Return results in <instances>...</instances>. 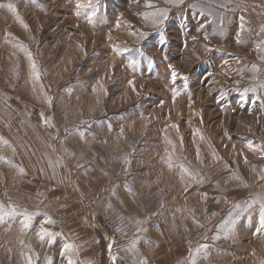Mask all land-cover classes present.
Wrapping results in <instances>:
<instances>
[{
	"label": "rangeland",
	"instance_id": "rangeland-1",
	"mask_svg": "<svg viewBox=\"0 0 264 264\" xmlns=\"http://www.w3.org/2000/svg\"><path fill=\"white\" fill-rule=\"evenodd\" d=\"M262 26L264 0H0V264H264Z\"/></svg>",
	"mask_w": 264,
	"mask_h": 264
},
{
	"label": "snow or ice",
	"instance_id": "snow-or-ice-1",
	"mask_svg": "<svg viewBox=\"0 0 264 264\" xmlns=\"http://www.w3.org/2000/svg\"><path fill=\"white\" fill-rule=\"evenodd\" d=\"M169 2H173V3H182L183 0H169ZM11 7V6H10ZM88 7H91V8H95L96 5L92 4V3H89ZM94 14V13H93ZM77 15H79V12H77ZM168 18V10L167 9H163V10H160V11H157V12H151V13H146L145 14V19H150L151 20V23L153 24V26L157 25V24H160V25H163L165 23V21L167 20ZM241 19V30H243V17L240 18ZM201 29H203L204 25H201L200 26ZM261 32H264V26L261 27ZM141 38H143V33H141ZM242 40L240 39V36H239V33L237 34V43H241ZM161 43L162 44H166L167 43V40L165 37L161 36ZM124 51H127V49H125ZM117 52L118 54L120 53V50L117 49ZM31 54L29 53V56ZM167 57H165L166 59ZM262 59H264V57H262ZM138 63L137 60L135 59H131L129 61V64H128V67L130 68H134L135 65ZM31 67H32V70H33V78L34 79H39V73L36 69V65H35V62L33 61L32 64H31ZM255 70V69H254ZM176 76H177V73L174 69H172V84H173V87L171 89L172 93H173V97H175L176 95H179V90L174 86L176 84ZM182 82L184 83L185 87H187V77H183L182 76ZM95 91V89H93ZM48 103L49 105H51V98L49 97L48 98ZM41 116V119L43 121V123H45L46 125H49L51 127H54L55 125L52 124V121H51V118L49 117H46L43 113L40 114ZM83 123H87V122H83ZM2 139V138H0ZM249 148H253V145L251 143H249ZM261 151V155H264V149H260ZM71 155V154H70ZM197 155L199 156V152H197ZM0 159H3V157H0ZM81 159H85L83 156H81ZM127 158L125 157V160ZM57 163H59V160L57 161ZM168 166L169 168L172 167V162H171V158L169 157L168 161ZM49 165L50 166H53L52 165V162L49 161ZM77 168L78 169H81L85 172V174L87 173L88 169L85 168L84 165H77ZM182 168V172H181V178L183 179L185 175H189V176H192V175H196V173H194L191 169H188V168H184L183 166H181ZM19 172L20 174H24L25 173V170L23 167H19ZM105 175H107V173H105ZM239 179V177H237ZM131 191V189H130ZM108 207L111 209L112 208V205L109 204ZM15 209H11L10 211H3L2 210V207H0V222H2L7 216L9 215H12L15 213ZM31 220V216H27L26 215V222L24 224V227H28L29 224L27 223V221H30ZM121 220H123V217H121ZM52 222L51 221V218H49L46 223H50ZM141 223L140 220H136L135 221V224L138 226L139 224ZM118 231H120L121 229H117ZM142 229H140L139 227H137V231H141ZM261 230H264V208H262V212H261ZM41 239H43V235H50L46 232V230L42 227L41 228ZM114 243V241H113ZM113 243H110L108 245V248H109V255H110V259L113 261V264H115V261L117 259V257L115 255H112L111 254V249L113 247ZM208 245L206 244H202L200 246H198L194 252H190L189 253V260L191 262V264H196V261H197V254L201 253V252H204L206 249H207ZM73 248V245L71 244H64L62 249H61V252H60V255L61 257H64L65 254L68 252V250L72 249ZM136 248V241L134 240L132 242V249L131 250H135ZM68 264H76V262L74 260H72L71 256H68ZM29 264H32V261H31V258H29ZM45 264H54V260L52 257L50 256H46L45 257ZM138 264H147V260L146 259H142L138 262Z\"/></svg>",
	"mask_w": 264,
	"mask_h": 264
}]
</instances>
